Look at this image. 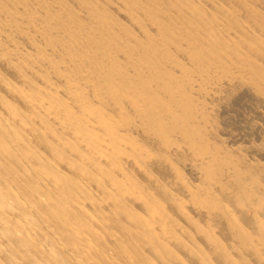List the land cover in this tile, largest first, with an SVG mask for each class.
I'll return each instance as SVG.
<instances>
[{
    "label": "bare ground",
    "instance_id": "1",
    "mask_svg": "<svg viewBox=\"0 0 264 264\" xmlns=\"http://www.w3.org/2000/svg\"><path fill=\"white\" fill-rule=\"evenodd\" d=\"M0 264H264V0H0Z\"/></svg>",
    "mask_w": 264,
    "mask_h": 264
},
{
    "label": "rangeland",
    "instance_id": "2",
    "mask_svg": "<svg viewBox=\"0 0 264 264\" xmlns=\"http://www.w3.org/2000/svg\"><path fill=\"white\" fill-rule=\"evenodd\" d=\"M239 104L238 105H236V108H235V106L232 108L235 112H233L232 110L230 111V113L228 112V114L229 115H231V116H229L230 118H232V119H230L231 120V122H232V120L234 121V117H235V119H236V116L237 117H239L238 115H240V114H242L241 113V111L243 112V114H244V112H247L248 113V107L246 106V108H244L245 106H243V105H240L239 107ZM244 108V109H243ZM238 109V110H237ZM240 109V110H239ZM246 110V111H245ZM237 112H239V113H237ZM236 115V116H235ZM241 117V116H240Z\"/></svg>",
    "mask_w": 264,
    "mask_h": 264
}]
</instances>
